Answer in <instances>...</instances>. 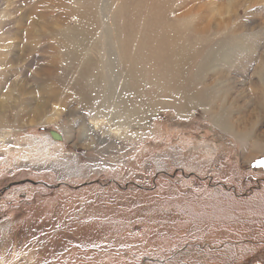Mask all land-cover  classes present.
Segmentation results:
<instances>
[{
	"label": "rangeland",
	"instance_id": "obj_1",
	"mask_svg": "<svg viewBox=\"0 0 264 264\" xmlns=\"http://www.w3.org/2000/svg\"><path fill=\"white\" fill-rule=\"evenodd\" d=\"M232 2L0 0V264H264V150L185 93L237 46L216 107L264 135V3Z\"/></svg>",
	"mask_w": 264,
	"mask_h": 264
},
{
	"label": "bare ground",
	"instance_id": "obj_2",
	"mask_svg": "<svg viewBox=\"0 0 264 264\" xmlns=\"http://www.w3.org/2000/svg\"><path fill=\"white\" fill-rule=\"evenodd\" d=\"M245 1H251L252 4H255V5H258V4H262L264 3V0H245ZM228 2V1H227ZM233 2H237V0H233ZM232 2V4H234ZM240 2V1H239ZM241 3H242V0H241ZM246 3V2H245ZM215 4V3H214ZM213 4V5H214ZM239 4V3H238ZM210 5V4H209ZM198 6V5H197ZM195 6V7H197ZM218 6V5H217ZM223 6V5H221ZM234 6V5H233ZM225 7V6H224ZM217 8V7H216ZM228 8V7H227ZM231 8V7H229ZM221 9V12H222V9L223 8H219ZM232 9V8H231ZM198 11V10H197ZM226 11V10H225ZM228 11V10H227ZM226 11V12H227ZM218 13V12H217ZM223 14V13H222ZM236 17V15H235ZM223 19V18H222ZM226 19V18H225ZM228 19V17H227ZM215 21V20H214ZM166 34V33H165ZM169 37V36H168ZM164 38V35L162 37L161 40H163ZM164 39H168V38H164ZM236 39V38H235ZM238 40V39H237ZM225 42H218L216 43L213 48H212V55L210 58H207L205 61H204V64L201 65V67L203 66H208V69L211 70V72L213 73V69H214V72L215 74H220L221 76H218L216 79H213V82L209 83L208 85L206 84L203 91L204 90H207L208 89L210 90V92L213 93V90H214V86L216 83H219V89L217 90L216 92V99H217V104L215 105L216 103V100L215 102L213 103L214 106L211 108V109H207L205 107H209L210 105H212L211 101L209 100V98L207 97H201V93L199 91V88H195L196 87V84H195V87L194 88H190V93L189 91L188 92H185L187 93V99L189 101V103H199V107H203V111L205 113H209V115L211 116L210 117V120H211V123L216 127L218 128L222 133L228 135V136H231L232 138H234L237 142L239 143H242L245 148L247 147H251L253 148V151L257 152V150H261L263 151L264 150V135L261 136V137H254V135H252V133H249L245 130V127H241V124L239 123V120H236L234 119V117H231L227 112H224L223 111V108L220 110L218 109L219 107H216L218 106L219 102L221 101L222 105L225 101V98H223V93L225 92L226 88L228 87V85L230 84V82L233 80L231 78H229L225 73L223 74L221 72V70L219 69L220 66L222 65H225V64H230L232 63L231 60H230V56L232 57V53L234 52V47L237 48V46H232V47H228V46H224ZM177 47V46H175ZM239 47V46H238ZM231 50V51H229ZM122 49H120V52L122 53ZM261 59V58H260ZM132 60V59H131ZM134 60V59H133ZM132 62V61H131ZM192 58L191 59H187V61L185 62V64H181V66H179L182 70H185L187 69V67L192 63ZM117 65V64H116ZM219 67V68H218ZM179 68V69H180ZM219 69V70H218ZM203 70H205L203 68ZM93 71V70H92ZM202 72V71H201ZM137 74V73H136ZM179 74V73H178ZM201 73H198L197 75L200 77H202L203 75H200ZM253 75L256 76L255 80H250V83H251V86L259 91H261L262 93V98H263V106H264V53L262 54V60L255 66L254 68V73ZM183 76L184 74L182 75V81H183ZM195 79V78H194ZM251 79V78H250ZM191 80H193L191 78ZM196 80V79H195ZM221 81V82H220ZM204 83V82H203ZM107 84V83H106ZM232 84V82H231ZM202 86V85H201ZM83 88V87H82ZM184 88V87H183ZM230 89V88H229ZM130 90V89H128ZM186 90V89H185ZM102 91V90H101ZM194 92V93H193ZM103 93V92H102ZM179 93L181 94V91L179 90ZM203 94V93H202ZM228 96V95H227ZM231 96V95H230ZM212 97V96H211ZM228 98V97H227ZM2 102V101H1ZM234 102V101H232ZM225 104V103H224ZM228 105V104H227ZM233 106V104H232ZM205 108V109H204ZM134 111H129V114L127 115V118H131L129 115L134 113L136 111L135 108H133ZM132 109V110H133ZM127 110V109H126ZM128 113V111H127ZM245 115V114H244ZM246 118V117H245ZM130 120V119H129ZM241 121V120H240ZM252 131V130H251ZM250 131V132H251ZM223 137V136H222ZM244 148V149H245ZM245 151V150H243ZM260 154H264V152H257ZM262 154V155H263ZM258 156V155H257ZM254 157H256V155H253V156H250L247 157V159L251 160L253 159Z\"/></svg>",
	"mask_w": 264,
	"mask_h": 264
},
{
	"label": "water",
	"instance_id": "obj_3",
	"mask_svg": "<svg viewBox=\"0 0 264 264\" xmlns=\"http://www.w3.org/2000/svg\"><path fill=\"white\" fill-rule=\"evenodd\" d=\"M24 183V182H23Z\"/></svg>",
	"mask_w": 264,
	"mask_h": 264
}]
</instances>
